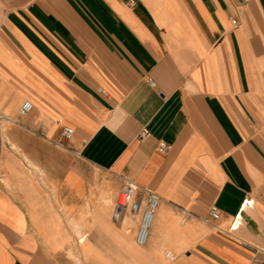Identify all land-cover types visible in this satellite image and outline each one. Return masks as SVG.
<instances>
[{
    "label": "crops",
    "instance_id": "1",
    "mask_svg": "<svg viewBox=\"0 0 264 264\" xmlns=\"http://www.w3.org/2000/svg\"><path fill=\"white\" fill-rule=\"evenodd\" d=\"M127 181L161 198L144 245L140 215H114ZM256 247L264 0H0V264H252Z\"/></svg>",
    "mask_w": 264,
    "mask_h": 264
},
{
    "label": "built area",
    "instance_id": "2",
    "mask_svg": "<svg viewBox=\"0 0 264 264\" xmlns=\"http://www.w3.org/2000/svg\"><path fill=\"white\" fill-rule=\"evenodd\" d=\"M9 1V0H6ZM33 109V104L31 101H25L20 107L19 113L22 116L28 115ZM74 133L72 127L65 126L63 128V134L67 138H71ZM150 135L149 131L144 129L142 133V138L148 137ZM170 149V145L163 142L160 144L159 150L163 153ZM137 187L132 183L127 181L119 195L118 201L115 206L114 215L119 217L123 208L130 206L131 211L135 214L140 215L139 228L136 234V241L140 245L147 243L150 229L154 222L155 212L161 203L160 196L155 192H147L145 194L144 201H139L136 198ZM210 216L212 218H219L221 216V211L217 206H212L210 209ZM252 264H264V249L255 248V253L252 258Z\"/></svg>",
    "mask_w": 264,
    "mask_h": 264
}]
</instances>
